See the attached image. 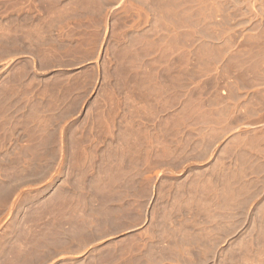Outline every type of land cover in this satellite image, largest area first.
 I'll return each instance as SVG.
<instances>
[{
  "label": "rangeland",
  "instance_id": "rangeland-1",
  "mask_svg": "<svg viewBox=\"0 0 264 264\" xmlns=\"http://www.w3.org/2000/svg\"><path fill=\"white\" fill-rule=\"evenodd\" d=\"M63 2L0 30V264H264V0Z\"/></svg>",
  "mask_w": 264,
  "mask_h": 264
},
{
  "label": "crops",
  "instance_id": "crops-1",
  "mask_svg": "<svg viewBox=\"0 0 264 264\" xmlns=\"http://www.w3.org/2000/svg\"><path fill=\"white\" fill-rule=\"evenodd\" d=\"M49 1H51L52 3L48 5L47 7H45L44 10H42L43 14L60 15L64 13L66 3H64L63 0H49ZM32 8L33 7L29 5L28 3H24V0L23 1L21 0H0V30H4V31L15 30L16 28L14 25L15 23L19 21L18 16L34 15L35 12ZM23 21H26V20L23 19ZM5 42H15V41L11 40V41H5Z\"/></svg>",
  "mask_w": 264,
  "mask_h": 264
},
{
  "label": "bare ground",
  "instance_id": "bare-ground-1",
  "mask_svg": "<svg viewBox=\"0 0 264 264\" xmlns=\"http://www.w3.org/2000/svg\"><path fill=\"white\" fill-rule=\"evenodd\" d=\"M5 13H6V12H5ZM3 14H4V13H3ZM22 14H23V13H22ZM25 14H26V13H25ZM25 16H26V15H25ZM14 18H15V17H14ZM25 18H26V17H25ZM13 21H14V20H13ZM13 23H14V22H13ZM10 25H11V24H10ZM12 29H14V28H12ZM18 39H19V38H18ZM19 42H20V40H19ZM2 43H3V42H2ZM22 43H23V42H22ZM5 44H6V43H5ZM8 44H9V43H8ZM11 44H12V43H11ZM11 44H10V45H11ZM16 44L18 45V43H16ZM1 45H2V44H1ZM5 46H6V45H5ZM11 46H12V45H11ZM13 47H14V46H13ZM20 47H21V46H20ZM0 48H1V47H0ZM18 48H19V47H18ZM8 49H9V48H8ZM8 49H7V50H8ZM10 49H11V48H10ZM12 49H13V48H12ZM15 49H16V48H15ZM7 50H6V51H7ZM19 50H20V49H19ZM3 51H4V50H2V52H3ZM6 51H5V52H6ZM13 51H14V50H13ZM15 51H17V50H15ZM9 52H10V50H9ZM3 55H4V54H3ZM141 139H142V138H141ZM143 142H144V141H143ZM17 211H18V210H17Z\"/></svg>",
  "mask_w": 264,
  "mask_h": 264
}]
</instances>
